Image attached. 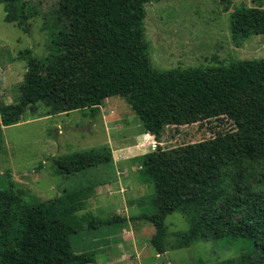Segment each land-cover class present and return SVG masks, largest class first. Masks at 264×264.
<instances>
[{
    "label": "trees",
    "instance_id": "1",
    "mask_svg": "<svg viewBox=\"0 0 264 264\" xmlns=\"http://www.w3.org/2000/svg\"><path fill=\"white\" fill-rule=\"evenodd\" d=\"M157 1L58 0L54 19L45 26L49 56L58 59L54 74L36 77L31 50L20 54L27 70L18 101L0 103V141L2 127L19 123L38 103L48 106L49 114L89 108L94 116L115 96L127 101L154 138L170 125L229 124L206 140L169 150L157 146L144 154L141 181L153 184L155 197L152 211L130 220L153 226L150 245L157 255L223 239L250 248L239 264H264V58L153 69L143 21L145 4ZM0 4L4 21L27 31L25 24L36 15L31 0ZM230 33L243 40L264 35V8L240 5L231 14ZM104 150L62 156L55 160L56 171L70 175L108 163L111 154ZM175 212L187 218L188 229L166 243L165 218ZM124 221L115 217L108 224ZM93 224L101 222L93 219L89 228ZM76 233L62 199L30 204L0 190V264H81V256L69 253Z\"/></svg>",
    "mask_w": 264,
    "mask_h": 264
},
{
    "label": "rangeland",
    "instance_id": "2",
    "mask_svg": "<svg viewBox=\"0 0 264 264\" xmlns=\"http://www.w3.org/2000/svg\"><path fill=\"white\" fill-rule=\"evenodd\" d=\"M242 4L264 8V0L146 3L143 33L150 66L159 71L207 68L264 58V35L243 40L230 33L231 14ZM31 5L36 15L24 31L4 21L0 4V103H16L20 97L27 70L26 61L19 58L22 52L31 50L38 78L52 77L58 63L57 57L49 56L45 28L54 19L58 0H31ZM229 127L202 121L166 126L159 138H138L143 127L122 97L104 100L94 116L89 108L49 114V107L38 103L35 112L26 110L19 123L1 129L0 190L12 191L30 204L62 199L77 226L69 253L81 256V264H239L250 248L223 239L157 255L150 245L153 226L130 220L152 211L150 200L155 197L153 184L141 181L144 154L157 146L169 150L197 143ZM104 148L111 154L110 162L70 175L57 173L56 159L90 150L103 153ZM115 217L125 221L108 224ZM93 219L101 224L89 228ZM165 225L168 243L174 233L188 229V220L175 212L165 218Z\"/></svg>",
    "mask_w": 264,
    "mask_h": 264
},
{
    "label": "crops",
    "instance_id": "3",
    "mask_svg": "<svg viewBox=\"0 0 264 264\" xmlns=\"http://www.w3.org/2000/svg\"><path fill=\"white\" fill-rule=\"evenodd\" d=\"M144 134H145V135L147 134V135H149V136H152V135L149 134V133H146V132L143 133V130H142V131H139L138 138H141V136H143ZM139 147H140V146H139Z\"/></svg>",
    "mask_w": 264,
    "mask_h": 264
}]
</instances>
